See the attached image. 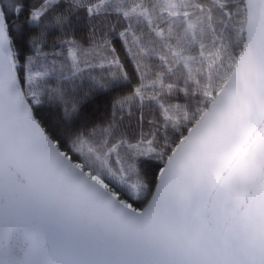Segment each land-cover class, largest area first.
Masks as SVG:
<instances>
[{
    "label": "snow or ice",
    "instance_id": "obj_1",
    "mask_svg": "<svg viewBox=\"0 0 264 264\" xmlns=\"http://www.w3.org/2000/svg\"><path fill=\"white\" fill-rule=\"evenodd\" d=\"M0 264H264V0H0Z\"/></svg>",
    "mask_w": 264,
    "mask_h": 264
},
{
    "label": "trees",
    "instance_id": "obj_2",
    "mask_svg": "<svg viewBox=\"0 0 264 264\" xmlns=\"http://www.w3.org/2000/svg\"><path fill=\"white\" fill-rule=\"evenodd\" d=\"M107 101L101 100L99 106L96 108L98 116H103L106 111Z\"/></svg>",
    "mask_w": 264,
    "mask_h": 264
}]
</instances>
